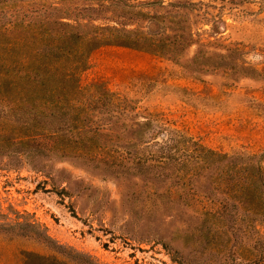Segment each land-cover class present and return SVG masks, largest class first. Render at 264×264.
Here are the masks:
<instances>
[{
	"label": "rangeland",
	"instance_id": "374dc122",
	"mask_svg": "<svg viewBox=\"0 0 264 264\" xmlns=\"http://www.w3.org/2000/svg\"><path fill=\"white\" fill-rule=\"evenodd\" d=\"M202 1L214 7L190 15L191 46L166 22L142 25L165 56L91 53L80 87L123 98L90 117L107 125L96 148L0 158V264H217L223 248H255L245 202L264 197V0ZM260 155L254 177L247 158Z\"/></svg>",
	"mask_w": 264,
	"mask_h": 264
},
{
	"label": "trees",
	"instance_id": "16d2710c",
	"mask_svg": "<svg viewBox=\"0 0 264 264\" xmlns=\"http://www.w3.org/2000/svg\"><path fill=\"white\" fill-rule=\"evenodd\" d=\"M213 7L202 0L182 4L166 0H0L2 161L15 159L27 165L44 157L82 158L85 155L73 154V150L96 148L107 125L90 117L108 114L123 98L102 85L80 87L79 78L88 70L91 53L113 46L165 56L166 44L155 41L142 25L149 29L166 22L182 23V34L176 38L183 47L191 46L195 33L190 15ZM167 8L180 9L182 21L167 20L160 12ZM154 9L157 14L152 15ZM201 18L204 24L216 23L209 12ZM262 157L247 158L255 160L254 177L261 171ZM257 180L252 179L261 182ZM255 198L245 202L248 212L260 217L247 221L246 227L257 236L255 248L241 252L223 248L214 252L217 264H264V197Z\"/></svg>",
	"mask_w": 264,
	"mask_h": 264
}]
</instances>
